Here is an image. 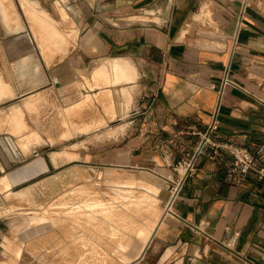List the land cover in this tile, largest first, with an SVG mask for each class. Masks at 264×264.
Here are the masks:
<instances>
[{
  "label": "crops",
  "instance_id": "1",
  "mask_svg": "<svg viewBox=\"0 0 264 264\" xmlns=\"http://www.w3.org/2000/svg\"><path fill=\"white\" fill-rule=\"evenodd\" d=\"M242 2L0 0V97L12 90L0 105H32L43 96L78 103L88 78L92 92L101 87L109 94H102L113 104L108 119L127 121L123 133L93 145V167L137 171L162 184L156 194L161 217L128 264H264V184L231 174L228 153L210 159L205 148L195 175L164 212L165 180L198 144L216 106L212 139L243 147L264 165V0L251 2L237 30ZM226 68L232 83L219 94ZM14 118L20 130V116ZM13 140L0 127L5 192L53 167L48 156L27 161ZM22 149L34 146L23 143ZM6 151L18 153L23 172H12L15 161ZM37 160L40 169L29 174L26 167ZM9 225L0 217V245Z\"/></svg>",
  "mask_w": 264,
  "mask_h": 264
},
{
  "label": "rangeland",
  "instance_id": "2",
  "mask_svg": "<svg viewBox=\"0 0 264 264\" xmlns=\"http://www.w3.org/2000/svg\"><path fill=\"white\" fill-rule=\"evenodd\" d=\"M40 26L43 29L44 26ZM103 63L101 61L100 65ZM97 65L94 64L93 68ZM84 85L83 99L70 105H65L68 99H44V96L43 99L32 100V105L24 100L0 105V127L6 128L14 136L13 141L22 156L27 157V161L46 159L48 156L53 163L46 173L36 176L34 183H21L9 192L0 189V217H7L10 223L9 231L0 245L2 264H123L135 250L136 239L140 238L141 241L146 235V227L149 228L162 214L156 197L161 183L137 171L93 167V145L123 133L127 121L108 119L109 114L114 118L115 113L113 104L102 96L103 93L105 96L108 94L105 88L97 87L98 90L92 92L95 85L91 86L88 78ZM19 90L24 92L28 89ZM4 94L0 99H10L12 90ZM123 94L126 99L133 98L130 94L125 95L124 91ZM88 96L90 99L86 102ZM18 115L23 124L20 130L11 123ZM77 124L85 129L77 128ZM23 143L34 146V152L24 151ZM11 155L15 161L12 172H23L25 163H16L15 156H19L18 153L5 152L6 158ZM40 163V160L34 161L26 170L32 174L33 167L34 171L40 169ZM82 198L95 203V216L92 219H108L106 224L94 222L88 227L94 236V244L84 246L86 251L79 253L76 238H57L55 241V235H62L59 231H50L51 234L38 227L36 233L33 221L36 216H60L58 213L63 209L59 207L71 206ZM124 215L130 217L133 225L130 224L131 229L138 228L132 232L131 240L113 235L124 226L121 225L126 220ZM30 218L31 223L28 225ZM144 227L145 230H142Z\"/></svg>",
  "mask_w": 264,
  "mask_h": 264
},
{
  "label": "built area",
  "instance_id": "3",
  "mask_svg": "<svg viewBox=\"0 0 264 264\" xmlns=\"http://www.w3.org/2000/svg\"><path fill=\"white\" fill-rule=\"evenodd\" d=\"M254 0H243L240 10L237 30L242 26V15L246 8H248L251 2ZM232 82L228 78V68L225 69L224 75L221 79L218 93L221 94L223 88L227 84ZM211 88H213L211 86ZM219 115V107L216 106L210 115V122L206 126L202 133L198 134L199 142L190 151L186 152L176 163L174 167L175 177L173 179H166V189L169 191V198L164 208V212H167L172 203L177 199L180 190L189 178H192L196 173V162L198 157L203 153L205 148L211 150L210 159L221 156L226 152L231 156L232 164L230 168L231 174L237 177H244L245 175H252L257 181L264 184V165L258 162L249 151L243 147L233 146L227 143H219L212 139V134L217 128V119Z\"/></svg>",
  "mask_w": 264,
  "mask_h": 264
},
{
  "label": "bare ground",
  "instance_id": "4",
  "mask_svg": "<svg viewBox=\"0 0 264 264\" xmlns=\"http://www.w3.org/2000/svg\"><path fill=\"white\" fill-rule=\"evenodd\" d=\"M131 71H132V69H131ZM122 131H124V129ZM81 194H83V193H81ZM64 204L66 205V203H64ZM94 206H95V203L88 202L87 199H84V198H82V200H79L78 203L76 202L75 204H73L71 206H63L62 205V207H59V208H62L63 209L60 213H58V215H60V216H55L54 217V216H48L47 214L46 215L48 216V218L36 216L35 219L33 220L34 221V228L36 229V228L40 227V228H38L39 230H44V231L46 230L47 232L48 231L49 232L50 231H53V232L59 231V233L61 232L62 235H60L59 237H57L58 234L55 235L56 237L54 236L55 237L54 238L55 241H56L57 238L58 239H62V240H65V239L66 240H71V238L72 239H75L76 238L77 239V243H78L77 244L78 245L77 246L78 251H79V253L80 252L83 253L84 251L87 250V249H85L86 247H84V246H88L89 247V246H91V245L94 244V236L92 235V232H89L88 231V227L89 226H92V223H94V222L98 223L99 225H102V224H106L107 221H108V219L107 218H104V217L97 218V219H92V217L95 216L94 215V210H95L94 209ZM54 208H56V207H54ZM160 217L161 216H157V218L154 220V222L151 224V226L149 228L146 227L147 228L146 229V235H145V237L141 241H140V238L136 239L137 241L135 242V245H136L135 250L133 251L132 255H130V257L126 261L122 262L123 264H128L130 261H132L133 259L137 258L140 255V253L143 250L146 242L148 241V239L150 238L152 232L154 231V229H155V227L157 225V222L159 221ZM124 218L126 220H123V222L121 224V225H124V226L120 227L119 230L117 232H115L113 235L116 238H119L121 236L120 238H123L124 240H127V239L128 240H131V238H132V232L133 231H136L138 228L131 229L130 224L132 225V222H130V217H127V215H124ZM133 220H134L135 223H137V221L134 219V217H133ZM139 221H138V223H139ZM30 223H31V218L29 219L28 225ZM142 230H145V227ZM142 230L140 232L141 234H143L142 233ZM38 231L36 229V233ZM137 235H138V231L136 233V236ZM49 237H50V235H49ZM36 240H37V238H36ZM36 243H38V242H36ZM34 245H35V243H34ZM61 256L62 255H60V257ZM0 264H2V263H0ZM88 264H91V263H88Z\"/></svg>",
  "mask_w": 264,
  "mask_h": 264
}]
</instances>
